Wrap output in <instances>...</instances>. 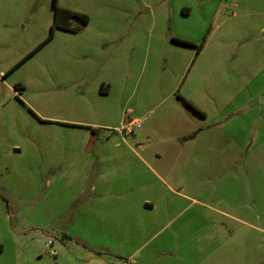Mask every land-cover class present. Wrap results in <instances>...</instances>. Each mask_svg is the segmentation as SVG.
I'll use <instances>...</instances> for the list:
<instances>
[{
	"label": "rangeland",
	"instance_id": "374dc122",
	"mask_svg": "<svg viewBox=\"0 0 264 264\" xmlns=\"http://www.w3.org/2000/svg\"><path fill=\"white\" fill-rule=\"evenodd\" d=\"M56 3L86 27L56 28L5 76L55 6L0 0V264H264V0ZM90 145L183 154L185 198L159 217L117 208V187L116 205L87 204L114 185L105 163L90 191Z\"/></svg>",
	"mask_w": 264,
	"mask_h": 264
},
{
	"label": "crops",
	"instance_id": "0c3cea01",
	"mask_svg": "<svg viewBox=\"0 0 264 264\" xmlns=\"http://www.w3.org/2000/svg\"><path fill=\"white\" fill-rule=\"evenodd\" d=\"M97 137L98 134L91 131L89 132L88 140L94 143ZM194 138L195 136L191 135L190 138L184 140L183 145L192 141ZM138 147H141L140 143ZM86 149L92 154L95 153V157L98 160L97 167L93 172L92 178L89 180L91 187L90 191H97L99 189L104 191L99 185L103 182L105 173L108 170L107 167L104 166L105 163L108 165V168L112 170L111 183H114L110 192H101L105 194L104 197L107 199L98 200L94 198V196L87 201V204H90V201L95 199L102 203L100 207L105 206V204L111 205L115 203L116 205L117 187V208L123 209L126 212L131 208H139L145 215L156 213V216L159 217V215H161V210L165 211L162 202L163 200L166 202V200L169 199L168 196L170 193H175L178 197L185 198V196L178 191L179 188H182L178 173L188 168L187 160L183 159V154L162 153L160 151L147 152L141 149L128 153V151L118 150V148L108 152L104 147L96 148L91 145L87 146ZM117 153L119 155V163ZM192 158L190 160H192ZM182 160H184L185 164ZM123 164L128 166V173L120 177L119 170ZM120 186L124 188L122 192H120ZM173 215L178 217L181 214L174 211Z\"/></svg>",
	"mask_w": 264,
	"mask_h": 264
},
{
	"label": "trees",
	"instance_id": "16d2710c",
	"mask_svg": "<svg viewBox=\"0 0 264 264\" xmlns=\"http://www.w3.org/2000/svg\"><path fill=\"white\" fill-rule=\"evenodd\" d=\"M53 4L55 6V13L53 16V21L50 26V33H48V36L46 37V39L42 40L33 50H31V52H29L26 56H23V58H21L14 66H12L5 73V76L7 75V73L9 74L16 67H18L24 60H27L28 57H30L42 45L47 43L53 37L56 28L80 32L88 24L89 17H90L88 13L78 11L77 9L61 7L60 5H57L56 0H53ZM173 41L176 43H181L182 45H185V46H193L191 42L183 41L181 39H173ZM178 97L185 105H187L189 108L195 111L198 116L204 117L205 113L199 110L190 101L181 97V94H179Z\"/></svg>",
	"mask_w": 264,
	"mask_h": 264
},
{
	"label": "built area",
	"instance_id": "2783aa9c",
	"mask_svg": "<svg viewBox=\"0 0 264 264\" xmlns=\"http://www.w3.org/2000/svg\"><path fill=\"white\" fill-rule=\"evenodd\" d=\"M135 125V123L134 122H132V123H130V126H129V128L127 127V128H125L124 130L125 131H128V132H131L132 131V129H133V126Z\"/></svg>",
	"mask_w": 264,
	"mask_h": 264
}]
</instances>
